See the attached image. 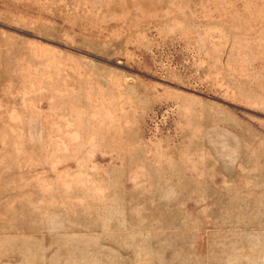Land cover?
Masks as SVG:
<instances>
[{
    "label": "rangeland",
    "instance_id": "obj_1",
    "mask_svg": "<svg viewBox=\"0 0 264 264\" xmlns=\"http://www.w3.org/2000/svg\"><path fill=\"white\" fill-rule=\"evenodd\" d=\"M0 264H264V0H0Z\"/></svg>",
    "mask_w": 264,
    "mask_h": 264
}]
</instances>
